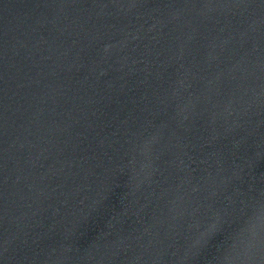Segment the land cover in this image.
<instances>
[{"label": "water", "instance_id": "95a60500", "mask_svg": "<svg viewBox=\"0 0 264 264\" xmlns=\"http://www.w3.org/2000/svg\"><path fill=\"white\" fill-rule=\"evenodd\" d=\"M0 264H264V0H0Z\"/></svg>", "mask_w": 264, "mask_h": 264}, {"label": "clouds", "instance_id": "9594fccd", "mask_svg": "<svg viewBox=\"0 0 264 264\" xmlns=\"http://www.w3.org/2000/svg\"><path fill=\"white\" fill-rule=\"evenodd\" d=\"M253 235H255V224L253 225Z\"/></svg>", "mask_w": 264, "mask_h": 264}]
</instances>
